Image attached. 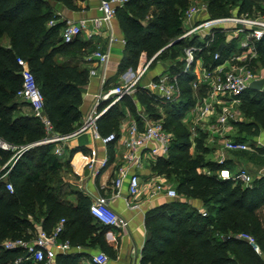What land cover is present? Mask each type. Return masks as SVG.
<instances>
[{
  "label": "trees",
  "instance_id": "trees-1",
  "mask_svg": "<svg viewBox=\"0 0 264 264\" xmlns=\"http://www.w3.org/2000/svg\"><path fill=\"white\" fill-rule=\"evenodd\" d=\"M199 1L206 3L212 18L232 13L264 17V0ZM50 2L75 7L74 0H0V38L5 36L9 44L0 45V140L9 146L0 147V176L7 171V181L12 186V191H7L0 178V264H41L31 260L22 247L3 246L7 239L31 238L25 233L30 216H43L41 225L46 231L67 215L87 221L80 213L89 207L87 196L78 194V207L64 200L69 194L62 180L65 167L60 156L51 151L53 143L33 145L17 153L39 140L44 130L36 117L21 111L25 102L16 95L21 88L16 58H22L33 73L54 131L65 135L75 130L81 118L80 88L86 82V72L58 63L55 57L71 54L73 48L84 49L86 55L96 50L79 38L63 42L60 34L65 21H57ZM186 8L185 0H131L116 9L124 38V65L134 68L141 55L149 59L154 53L163 56L175 48H181L182 53L168 65L169 75L177 78L180 96L173 102L160 103L165 107L163 114L146 91L137 88L134 93L145 111L161 120L164 129L173 134L167 156L157 158L152 170L172 182L177 195V199L149 212L146 228L151 236L142 248L140 264H264V226L260 222L264 219L258 212L264 204V179L253 180L248 187L238 180L218 177L215 172L225 167L206 158L205 133L198 131L191 151L189 131L181 123L196 100L192 87L196 75L191 68L185 70L183 51L187 45L201 43L195 37L182 38L167 47L166 43L182 33ZM220 38L217 36L210 48L197 54L208 69L221 62L212 58ZM256 64L264 70V37L256 44L251 69ZM205 90V84H200L198 96H203ZM127 98L123 96L120 101ZM241 100V112L263 123L264 92L248 88ZM115 115L113 104L98 118L101 135L113 132L114 122L110 119ZM188 200H200L205 214ZM240 234L251 236L260 253L246 238L237 237ZM99 243L107 256H115L102 238ZM17 259L20 260L15 263Z\"/></svg>",
  "mask_w": 264,
  "mask_h": 264
},
{
  "label": "built area",
  "instance_id": "built-area-1",
  "mask_svg": "<svg viewBox=\"0 0 264 264\" xmlns=\"http://www.w3.org/2000/svg\"><path fill=\"white\" fill-rule=\"evenodd\" d=\"M129 1L131 0H99L97 7L98 16L76 21L66 20L60 34L63 42H72L85 30L89 38L95 34H101L104 30L109 38L108 48L106 50L96 49L87 55L86 58L106 67L109 61V46L113 41H116L112 31V21L115 18L116 9ZM207 12L206 3L197 0L192 5L187 6L182 16V33L179 37L181 39L195 37L201 43H192L184 48L185 70L191 68L194 73L199 74L201 72L199 77L192 82L194 89L200 84H205L206 86L204 95L200 98L198 97L194 104L186 110L183 120H192L193 126H197L199 123H208L210 118L215 116L211 128L212 131L216 132L227 125L229 121L237 120L238 111L236 105L240 101V95L249 88V84L252 81L260 79L256 72L251 69V60L256 57L257 42L264 37V17L261 15L251 16L244 13H232L229 16L212 18L207 16ZM89 25H91V28ZM230 33L231 35L228 38L226 37L227 39H218L217 49L212 53V58L214 60L220 59L221 62L208 69L204 66L202 56L197 57L198 52L210 48L217 41V36L224 37ZM220 44H223V47L218 50ZM151 60L143 62L136 70L130 69L122 77V82L119 85L105 91H99L95 95L94 105L86 114L83 123L72 132L61 135L54 131L51 122L46 117L43 95L33 73L25 65L24 60L17 57L16 63L20 67L18 74L21 77V88L16 95L29 106L31 114L41 122L46 133L44 139L21 147V150L17 151V153L36 144L53 143L58 145L54 149V154L60 156L64 151L65 143L69 139L85 132H90L94 139L103 144L116 141L123 147L121 156L123 163L118 167L117 176L112 180V185L115 189H119L126 178V186L130 197L127 205L130 208H137L138 205L134 202V198L141 191L137 169L141 166L143 154L152 157L153 162L159 157H166L173 134L164 129L161 120H150L144 117L142 127H139L133 121L121 136H117L114 133L101 135L98 130L97 120L106 109L99 110L98 106L101 101L110 100L108 108L117 103L123 96H131L139 87L164 103L177 100L180 89L176 76L169 74L159 75L156 79L140 84ZM198 64L200 65L199 67ZM104 82L105 80L102 79L101 85H104ZM192 133L194 136V129ZM0 147L9 148L2 140H0ZM223 149L245 150L247 145L238 141H225ZM222 161L221 159L219 162L222 163ZM105 163L106 159H103L101 166L105 165ZM88 165L89 168H93L94 161L91 160ZM215 173L220 178L238 180L245 186H252V178L244 169L231 173L226 168H223ZM0 178L5 181V189L12 191L11 183L7 181V171L1 174ZM144 184L155 194L160 193L171 198L177 196L172 184L162 179L147 178ZM88 210L102 225L113 228H120L123 225L119 215L108 205L103 197H94ZM200 212L203 215L205 214L204 210H200ZM64 222V219H60L50 231L41 229L31 242L21 238L7 239L3 242V246L7 249L15 247L25 248L34 262L58 264L56 261L57 253H64L69 248L67 240H59ZM237 237L246 238L253 244L251 237L247 235L240 234ZM253 246L258 251L257 246L254 244ZM19 260L17 259L15 262ZM107 262L108 256L103 252L92 255L90 259L91 264H106Z\"/></svg>",
  "mask_w": 264,
  "mask_h": 264
},
{
  "label": "crops",
  "instance_id": "crops-1",
  "mask_svg": "<svg viewBox=\"0 0 264 264\" xmlns=\"http://www.w3.org/2000/svg\"><path fill=\"white\" fill-rule=\"evenodd\" d=\"M98 3L99 0H74L75 7L67 8L59 2H50L55 15L58 16L57 21H76L79 19L96 17L99 14L97 9ZM89 27L91 28V25H89ZM112 31L116 41H113L109 46V61L106 67L99 65L96 61L87 60L84 49L73 48L71 54L69 53L66 56L57 55L55 57L58 63L73 65L86 72V82L80 88L82 102L79 109L81 111V118L75 124L76 128L83 123L86 114L93 107L95 95L101 90L105 91L119 85L122 82V77L130 69H134L131 66L123 64L122 60L125 53L124 38L116 17L112 21ZM76 38L88 42L91 47H96V49L99 50H106L109 45V38L104 30L101 34H95L90 38L87 36L85 30ZM0 45L5 47L9 46L5 36L0 38ZM146 61L145 56L141 55L137 63L138 67ZM199 66L198 64V67ZM256 67L260 68V73L256 74L260 79L264 78L263 68L259 64H256L253 68L254 71ZM194 74L197 78L198 73ZM155 75L154 77L144 76L140 84L151 79H156L159 73ZM102 79L105 80L104 85H101ZM260 91L264 92V85L261 87ZM195 92L197 93V91L194 90V93ZM134 93L129 96L127 100H119L115 103L116 115L110 120L114 122V130L112 133L117 136L123 135L128 125L133 121L136 122L139 127H142L144 117L155 120L145 111V108L135 98ZM196 93L195 98L197 99L198 96H196ZM148 94L152 96V98L155 97L150 93ZM239 98L240 101L236 105L238 111L237 120L229 121L227 125L216 132L212 131L211 128L215 116H212L208 123H199L200 130L206 135V147L208 148L206 156H209V158H206L216 163H220L219 161L222 159V165L231 173L239 169H244L251 176L252 181L261 178L264 179V122L254 121L252 117L243 114L240 110V105L242 103L241 95ZM109 101L110 100L101 101L98 109H108L109 107L107 108V106ZM159 102L164 103L161 100ZM161 106L162 104L160 106L159 104H155L157 108ZM20 108L23 113L27 115L31 114V110L26 103L21 105ZM239 123H242V126H240ZM252 123L255 125H252ZM250 124L252 125L251 127H249ZM45 136L46 133L43 132V136L36 142L44 139ZM225 141L245 143L247 149L224 150L223 143ZM191 143L192 151L194 148V140ZM56 146L58 145L52 144L51 151L53 153ZM122 153L123 147H121L118 142L113 141L109 144H103L94 139L90 132L77 135L65 143L64 151L62 155H60L59 160L65 167V169H63L62 180L69 191V194L64 197V200L72 206L78 207V194L87 196L89 205L94 197H103L108 205L119 215L123 225L120 228L103 226L91 215L87 207L80 212L86 216L87 221H79L77 218L69 215L65 216L63 218L65 222L62 237H60L59 240H67L69 242V248L64 253H57L56 261L58 264H91L90 259L92 255L99 252L105 253L99 243L100 238H102L115 253L114 257L108 256V262L106 264H140L141 251L146 242V234L148 232L146 228V219L149 216V212L153 209L165 206L170 201L177 199V197L171 198L164 194H155L145 186L144 183L146 179L151 177L171 183L173 187L174 184L167 181L164 175L155 173L152 170V166L155 163L152 157L143 154L141 166L137 169L141 183V191L139 195L134 198V202L138 207L130 208L127 205V201L130 197L126 186V178L119 189H115L112 185V180L117 176V169L123 163L121 158ZM103 159H106V163L101 166V161ZM91 160L94 161L93 168H89L88 165ZM202 171L208 172L206 168H203ZM188 203L199 211L203 210L200 200H188ZM258 212L262 219H264V204L258 209ZM28 219L30 224L25 228V233L31 236V238L25 241L31 242L36 237L37 233L43 229L41 225L43 216L37 215V218H32L30 216ZM260 222L262 226H264V221ZM256 252L260 253L259 250Z\"/></svg>",
  "mask_w": 264,
  "mask_h": 264
},
{
  "label": "rangeland",
  "instance_id": "rangeland-1",
  "mask_svg": "<svg viewBox=\"0 0 264 264\" xmlns=\"http://www.w3.org/2000/svg\"><path fill=\"white\" fill-rule=\"evenodd\" d=\"M196 1L197 0H185V4L187 6H190L193 3H195ZM207 16H209V12H207ZM230 35H231V33L228 34L227 36L225 35L224 37L221 36V38H223L225 40ZM168 43H170V41H167L166 45ZM183 55H184V51H183ZM181 56H182L181 48H175L173 51L167 52V54H165L163 56L158 55L157 53H154L149 59H146L147 61H150L151 59L152 60H151L149 66H148V68L146 70L145 77H154V75L155 74L157 75V73H159V75H164V74H167V73L169 74L170 72H169V69H168V67H169L168 65L170 63L173 64L175 62L176 57H181ZM136 69H138V65H136L133 70H136ZM259 71H260V68L256 67L255 68V72L259 74L260 73ZM200 73L201 72H199V74H197V78L199 77ZM156 77H158V76H156ZM197 89H198V87L196 89H194V90L197 91ZM179 96H180V94H179ZM196 96H198V92L196 93ZM198 97L200 98V96H198ZM152 99H153V101L156 100L155 102H157V103H155V104H159V106L161 105L160 102H159V99L157 97H153ZM156 109L159 111V113L163 114V112L165 110V107L164 106L163 107L161 106L160 108L156 107ZM181 123L186 128V130L189 131V135H190L189 137H191L190 142H192L194 140L195 135H197L198 131L202 132V130H200V128H199L200 124L199 125L197 124V126H193L192 120H188V119L187 120H183V119H181ZM193 129H194V132H195L194 136H193V133H192ZM206 157L209 158V156H206ZM171 176H173V175H171Z\"/></svg>",
  "mask_w": 264,
  "mask_h": 264
},
{
  "label": "water",
  "instance_id": "water-1",
  "mask_svg": "<svg viewBox=\"0 0 264 264\" xmlns=\"http://www.w3.org/2000/svg\"><path fill=\"white\" fill-rule=\"evenodd\" d=\"M180 39H181L180 37H177L176 39H174L173 41H171L168 45H166V47L167 46H170V45H172L174 43H177L178 41H180ZM222 47H223V44H220L219 47H218V50H220ZM263 85H264V78L257 79V80L252 81L249 84V89H252V90H260ZM150 236H151V233H150V231H148L147 234H146V241L150 239Z\"/></svg>",
  "mask_w": 264,
  "mask_h": 264
}]
</instances>
